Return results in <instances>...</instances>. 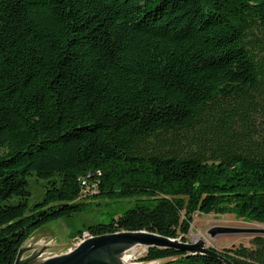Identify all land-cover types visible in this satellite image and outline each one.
<instances>
[{
    "label": "trees",
    "instance_id": "1",
    "mask_svg": "<svg viewBox=\"0 0 264 264\" xmlns=\"http://www.w3.org/2000/svg\"><path fill=\"white\" fill-rule=\"evenodd\" d=\"M94 207L92 236L186 241L195 213L264 223V0H0V264ZM253 243L223 254L264 264ZM141 261L225 264L157 247Z\"/></svg>",
    "mask_w": 264,
    "mask_h": 264
},
{
    "label": "rangeland",
    "instance_id": "2",
    "mask_svg": "<svg viewBox=\"0 0 264 264\" xmlns=\"http://www.w3.org/2000/svg\"><path fill=\"white\" fill-rule=\"evenodd\" d=\"M29 181L30 190L32 192L29 203L32 206L43 199L46 189L44 180H39L37 177L33 176L30 177ZM84 200L91 202L92 198L86 197ZM95 200L99 201L98 198ZM106 201L108 204L112 205V211L123 213L134 205L135 198H117L115 200ZM106 201L101 200L99 202ZM98 212L99 210L94 207L81 215L49 222L42 228L36 230L26 243L52 246L46 253L48 256L66 253L74 249L85 238L92 236L87 234L88 231L85 230V228L87 224L101 219L98 216ZM217 228L229 230L217 231L214 235L211 234V231ZM78 229H84V231L78 234L76 232ZM256 237H264V223L252 221L230 213H195L191 220L189 233L186 235V241L196 242L203 239L208 247L217 249L223 253H233L240 247L253 248V240ZM147 252L148 248L146 247H136L131 251L132 255L130 260L142 264L156 263L141 261V258L144 257Z\"/></svg>",
    "mask_w": 264,
    "mask_h": 264
},
{
    "label": "water",
    "instance_id": "3",
    "mask_svg": "<svg viewBox=\"0 0 264 264\" xmlns=\"http://www.w3.org/2000/svg\"><path fill=\"white\" fill-rule=\"evenodd\" d=\"M217 228L211 231H228ZM171 248L185 252L188 256H204L216 259L225 264H234L223 252L208 247L201 239L196 242L183 241L182 238H169L160 234L139 230L119 231L114 233L90 236L81 241L70 251L48 256L52 246L35 243H24L18 251L14 264H142L132 262L131 251L136 247Z\"/></svg>",
    "mask_w": 264,
    "mask_h": 264
},
{
    "label": "built area",
    "instance_id": "4",
    "mask_svg": "<svg viewBox=\"0 0 264 264\" xmlns=\"http://www.w3.org/2000/svg\"><path fill=\"white\" fill-rule=\"evenodd\" d=\"M87 234H90L89 232H87Z\"/></svg>",
    "mask_w": 264,
    "mask_h": 264
}]
</instances>
